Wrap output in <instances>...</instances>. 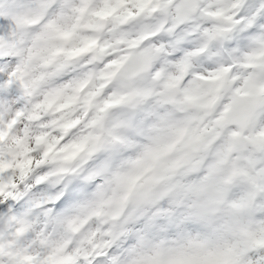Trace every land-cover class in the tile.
<instances>
[{
	"label": "clouds",
	"instance_id": "9594fccd",
	"mask_svg": "<svg viewBox=\"0 0 264 264\" xmlns=\"http://www.w3.org/2000/svg\"><path fill=\"white\" fill-rule=\"evenodd\" d=\"M0 264H264V0H0Z\"/></svg>",
	"mask_w": 264,
	"mask_h": 264
}]
</instances>
